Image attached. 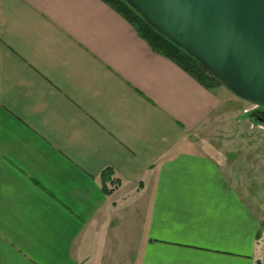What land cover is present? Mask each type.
<instances>
[{
  "label": "crops",
  "instance_id": "crops-1",
  "mask_svg": "<svg viewBox=\"0 0 264 264\" xmlns=\"http://www.w3.org/2000/svg\"><path fill=\"white\" fill-rule=\"evenodd\" d=\"M222 91L101 0H0V264H264L258 169L194 138Z\"/></svg>",
  "mask_w": 264,
  "mask_h": 264
},
{
  "label": "water",
  "instance_id": "water-1",
  "mask_svg": "<svg viewBox=\"0 0 264 264\" xmlns=\"http://www.w3.org/2000/svg\"><path fill=\"white\" fill-rule=\"evenodd\" d=\"M236 97L264 106V0H124Z\"/></svg>",
  "mask_w": 264,
  "mask_h": 264
},
{
  "label": "rangeland",
  "instance_id": "rangeland-1",
  "mask_svg": "<svg viewBox=\"0 0 264 264\" xmlns=\"http://www.w3.org/2000/svg\"><path fill=\"white\" fill-rule=\"evenodd\" d=\"M219 87L221 91L224 90L222 91L223 94L221 97L227 99L226 114L218 124H211L208 128L197 132V135L194 136L195 141H198L199 144L202 141L205 143L212 142L211 144L213 146L220 145L223 147L226 144L224 148L225 152H232L233 150L241 152V154L238 153L236 158L242 162L243 168H245L248 163H251L253 165L251 167L254 168L253 171H255V168L258 169V183L264 182V125L255 123L256 120L250 116V112L255 108L252 104L236 97L225 87ZM223 135L226 137L230 136L228 139L231 140L232 143L224 142L225 144H217V142L221 140H217L216 137L218 138ZM241 135L243 137L252 138L242 140L240 137ZM238 138H241L242 142L246 141V144L244 145L243 143L240 150L237 149L239 145L235 143ZM250 140H255L257 143L254 141L252 143H247ZM251 145L253 146L251 147ZM223 147L221 149H223ZM259 196L262 199L264 198V190Z\"/></svg>",
  "mask_w": 264,
  "mask_h": 264
},
{
  "label": "trees",
  "instance_id": "trees-1",
  "mask_svg": "<svg viewBox=\"0 0 264 264\" xmlns=\"http://www.w3.org/2000/svg\"><path fill=\"white\" fill-rule=\"evenodd\" d=\"M101 1L121 15L134 28L139 37L148 44L154 53H157L175 63L206 89L212 90L221 86L217 81L204 72L194 58L151 28L124 0ZM111 175V171H105L101 174V187L105 194H110L118 185L116 180L114 181L110 179Z\"/></svg>",
  "mask_w": 264,
  "mask_h": 264
},
{
  "label": "flooded vegetation",
  "instance_id": "flooded-vegetation-1",
  "mask_svg": "<svg viewBox=\"0 0 264 264\" xmlns=\"http://www.w3.org/2000/svg\"><path fill=\"white\" fill-rule=\"evenodd\" d=\"M250 116L257 122L264 123V106L257 105L251 112Z\"/></svg>",
  "mask_w": 264,
  "mask_h": 264
}]
</instances>
